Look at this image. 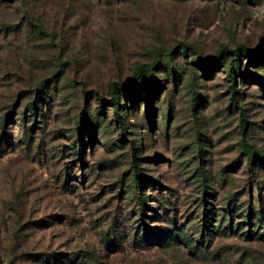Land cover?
Instances as JSON below:
<instances>
[{
    "label": "rangeland",
    "instance_id": "obj_1",
    "mask_svg": "<svg viewBox=\"0 0 264 264\" xmlns=\"http://www.w3.org/2000/svg\"><path fill=\"white\" fill-rule=\"evenodd\" d=\"M263 218L264 0H0V264H264Z\"/></svg>",
    "mask_w": 264,
    "mask_h": 264
},
{
    "label": "trees",
    "instance_id": "obj_2",
    "mask_svg": "<svg viewBox=\"0 0 264 264\" xmlns=\"http://www.w3.org/2000/svg\"><path fill=\"white\" fill-rule=\"evenodd\" d=\"M235 59L238 60V58H235ZM132 79H133V83H136L139 87H147L145 78L142 76V74H136ZM119 86L126 87V85H124V84H119ZM117 93H119V92L115 91V93L112 96V100L111 101L113 102L114 107H115V116L119 120L120 117H121L120 116V113H119L120 112V107H119V105H120V103H119V101H120V99H119L120 95L117 94ZM31 113L33 114V116H36L35 115V108L34 107L32 108ZM242 125L245 126V123H242ZM242 144H243V147L246 149L247 155H249V158H251L252 155H253V149L251 148V146L244 139H242ZM135 186H136V189H138V188L141 187L138 179L136 180ZM137 197L141 201V199H142V192H139L138 191ZM263 220H264V218H263Z\"/></svg>",
    "mask_w": 264,
    "mask_h": 264
}]
</instances>
